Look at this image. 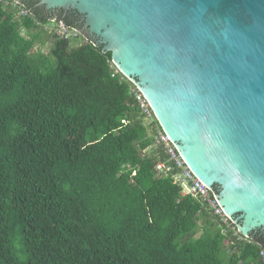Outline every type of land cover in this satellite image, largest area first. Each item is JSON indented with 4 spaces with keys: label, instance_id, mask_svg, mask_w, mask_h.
Returning <instances> with one entry per match:
<instances>
[{
    "label": "trees",
    "instance_id": "1",
    "mask_svg": "<svg viewBox=\"0 0 264 264\" xmlns=\"http://www.w3.org/2000/svg\"><path fill=\"white\" fill-rule=\"evenodd\" d=\"M4 1L0 264H263L264 229L244 238L172 174L155 176L161 128L83 15Z\"/></svg>",
    "mask_w": 264,
    "mask_h": 264
},
{
    "label": "water",
    "instance_id": "2",
    "mask_svg": "<svg viewBox=\"0 0 264 264\" xmlns=\"http://www.w3.org/2000/svg\"><path fill=\"white\" fill-rule=\"evenodd\" d=\"M40 4L83 15L237 232L264 229V0Z\"/></svg>",
    "mask_w": 264,
    "mask_h": 264
},
{
    "label": "built area",
    "instance_id": "3",
    "mask_svg": "<svg viewBox=\"0 0 264 264\" xmlns=\"http://www.w3.org/2000/svg\"><path fill=\"white\" fill-rule=\"evenodd\" d=\"M4 3L7 4L6 1H4ZM13 6L16 7L17 13L19 15H23L26 13V11L23 10L16 1L13 2ZM62 31L64 35L62 38L67 37V35H65L67 29H65L63 25L59 26L56 33L61 37ZM71 35L76 36L77 34L75 32ZM116 71L119 72L117 68ZM131 90L134 93L135 99L139 103V107L142 110L145 117L147 119H153L154 116L149 107V104L142 95V93L139 91V89L133 84ZM154 146L161 147L164 153L166 154V161H157L155 163L153 167L155 176H161V175L167 176L172 174L173 181L181 187V194L183 196L185 195L191 196L199 203L206 204V206L211 210L214 216L219 217L220 220L224 223L228 222L229 219L223 213L222 207L218 203L216 194L206 185H204L192 173V171L186 165L185 161L183 160L179 152L176 150L175 145L170 141L169 137L162 132L161 129L154 135ZM235 232L238 233L236 229ZM258 255L261 262L264 264V250H260Z\"/></svg>",
    "mask_w": 264,
    "mask_h": 264
},
{
    "label": "rangeland",
    "instance_id": "4",
    "mask_svg": "<svg viewBox=\"0 0 264 264\" xmlns=\"http://www.w3.org/2000/svg\"><path fill=\"white\" fill-rule=\"evenodd\" d=\"M59 26H61V24H59ZM47 27H48V29H52V28H53V27H52V24L47 25ZM73 33H75V31H70V30H69V32L67 31L65 35L68 36V35H71V34H73ZM21 34H22L23 36H25V37L27 36V33H26L25 31H21ZM76 34L78 35L77 32H76ZM77 35H76V36H77ZM63 36H64V35H63V31H62V32H61V37H63ZM47 49H48L47 46H46V47H43V48H42V51H44V52H45V51H48ZM147 124H148V122H147ZM147 152H148V151H144L143 154H146Z\"/></svg>",
    "mask_w": 264,
    "mask_h": 264
},
{
    "label": "flooded vegetation",
    "instance_id": "5",
    "mask_svg": "<svg viewBox=\"0 0 264 264\" xmlns=\"http://www.w3.org/2000/svg\"><path fill=\"white\" fill-rule=\"evenodd\" d=\"M49 13H52L51 11H49Z\"/></svg>",
    "mask_w": 264,
    "mask_h": 264
}]
</instances>
